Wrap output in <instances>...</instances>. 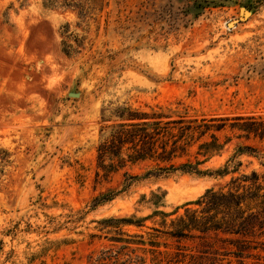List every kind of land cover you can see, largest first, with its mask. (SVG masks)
<instances>
[{"label":"rangeland","instance_id":"obj_1","mask_svg":"<svg viewBox=\"0 0 264 264\" xmlns=\"http://www.w3.org/2000/svg\"><path fill=\"white\" fill-rule=\"evenodd\" d=\"M42 1L0 0V157L6 159L0 158V264H86L115 233L99 221L151 214V190L164 192L160 209H176L168 224L206 189L231 186L230 175L175 173L134 182L90 208L123 179L122 170L96 175L103 107L264 115V0H214L197 18L189 0H63L67 5L52 7ZM64 28L81 40L77 46L71 39L69 55L61 51ZM225 133L230 142L203 167L221 166L237 143L264 153V141ZM240 159L241 170L264 171L256 158ZM159 221L145 225L160 227ZM123 230L145 239L152 231ZM257 234L220 235L245 238L256 249L243 263L264 264V231ZM159 240L168 244L160 247L168 251L157 255L160 264H239L226 253L235 247L214 234L208 241L218 251L202 256L197 238ZM146 264H153L149 253Z\"/></svg>","mask_w":264,"mask_h":264},{"label":"trees","instance_id":"obj_2","mask_svg":"<svg viewBox=\"0 0 264 264\" xmlns=\"http://www.w3.org/2000/svg\"><path fill=\"white\" fill-rule=\"evenodd\" d=\"M194 8L193 18H197L204 9L215 4L214 0H189ZM220 3V2H219ZM67 5L65 1L43 0L44 7ZM216 5V4H215ZM63 36L61 51L69 55L73 50L71 39L77 46L81 40L61 30ZM101 138L96 146V175L108 174L122 170L123 179L120 188H108L96 195L90 204L96 206L109 202L117 195L124 193L134 182L165 177L175 173H190L199 176L224 177L230 175L226 190L219 188L206 189L196 200L184 204V212L166 222L168 215L160 209L164 205V192L159 188L150 191L149 203L153 206L151 214L137 217H108L99 221L101 227H111L115 233L109 236L110 245L98 252H91L86 264H146V254L151 255L153 264H160L157 255L166 253V242L161 237L182 239H198L200 256L208 252H217L214 242H209L210 234L217 239L228 241L235 248L226 250L233 254L239 264L243 258L252 256L249 251L256 249L250 246L245 238L229 239L223 235L255 234L264 231V171L251 169L241 170V156L254 157L264 168V153L253 145L237 143L233 153L225 162L215 168L203 167L212 157L221 155L231 136L225 131L234 133L238 140L264 141V115H236L233 117L221 115H191L188 112H175L162 106L133 107L127 103L107 106L101 109ZM2 160H6L0 157ZM141 172L130 171L134 166H141ZM237 174V175H233ZM145 195L141 196V200ZM190 205H197L191 208ZM159 217L160 227H148L147 219ZM125 226L137 228L147 227V238L142 234L128 233ZM179 246V244H177ZM48 249L45 248L44 251ZM180 250V248L177 247ZM182 253V252H176ZM32 257L30 260H32Z\"/></svg>","mask_w":264,"mask_h":264},{"label":"water","instance_id":"obj_3","mask_svg":"<svg viewBox=\"0 0 264 264\" xmlns=\"http://www.w3.org/2000/svg\"><path fill=\"white\" fill-rule=\"evenodd\" d=\"M228 25L232 26V23L230 22ZM70 95L77 96L78 94L77 93H72V94L70 93Z\"/></svg>","mask_w":264,"mask_h":264}]
</instances>
